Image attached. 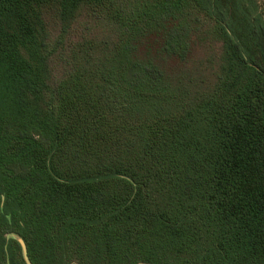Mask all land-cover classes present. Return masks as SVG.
Wrapping results in <instances>:
<instances>
[{"label":"trees","instance_id":"obj_1","mask_svg":"<svg viewBox=\"0 0 264 264\" xmlns=\"http://www.w3.org/2000/svg\"><path fill=\"white\" fill-rule=\"evenodd\" d=\"M261 1L0 0V264H264ZM80 7L118 35L51 89L43 12Z\"/></svg>","mask_w":264,"mask_h":264},{"label":"rangeland","instance_id":"obj_2","mask_svg":"<svg viewBox=\"0 0 264 264\" xmlns=\"http://www.w3.org/2000/svg\"><path fill=\"white\" fill-rule=\"evenodd\" d=\"M259 10L262 9V1L257 0ZM43 18L46 27L45 43L48 49V67L50 78L48 84L54 89L62 77L71 68L69 54L75 43L87 38H98L113 41L118 35V26L109 21L106 16L90 7H80L74 18L68 23H63L58 18L54 9H45ZM209 49L199 45L195 35L191 37V52L188 66L198 67L201 61L209 56ZM181 61L170 58L165 67L168 70L176 71L180 69Z\"/></svg>","mask_w":264,"mask_h":264},{"label":"water","instance_id":"obj_3","mask_svg":"<svg viewBox=\"0 0 264 264\" xmlns=\"http://www.w3.org/2000/svg\"><path fill=\"white\" fill-rule=\"evenodd\" d=\"M19 244L21 246V250H22V255H23V258L25 260V262L27 264H31L30 261H29V258H28V255H27V250H26V246H25V243L22 239H19Z\"/></svg>","mask_w":264,"mask_h":264}]
</instances>
